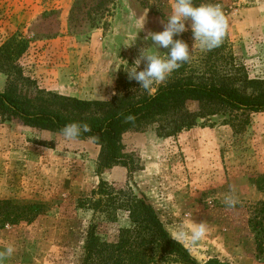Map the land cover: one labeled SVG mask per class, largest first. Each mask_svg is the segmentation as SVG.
<instances>
[{
  "label": "rangeland",
  "instance_id": "374dc122",
  "mask_svg": "<svg viewBox=\"0 0 264 264\" xmlns=\"http://www.w3.org/2000/svg\"><path fill=\"white\" fill-rule=\"evenodd\" d=\"M173 3L0 0V47L13 36L28 46L18 61L24 81H14L13 69L0 68V93L13 83L29 97L45 91L110 102L149 95L127 72L140 50L152 46L145 39L148 33L163 30ZM204 3L221 6L225 35L211 51L195 47L184 63L185 73L206 79L217 73L243 92H256L258 87L251 83L264 81V0ZM174 39L185 41L190 50L194 45L190 29ZM152 51L164 56L168 49ZM122 144L136 169L128 178L127 169L119 166L124 181L107 182L142 193L172 237L180 225L206 222L207 236L195 246L178 240L199 262L218 258L232 264H264V245L258 242L264 239L259 231L264 230V215L258 216L264 196L252 184L264 174V112L192 102L165 122L127 132ZM100 150L91 139L66 142L60 133L0 115V202L10 203L6 207L12 213L27 206L38 211L29 221L0 224V251L15 248L4 264H82L86 231L93 221L103 239H116L119 226L128 223L125 214L116 225L94 219L79 206L104 176L96 173ZM228 196L236 201L231 208L225 204Z\"/></svg>",
  "mask_w": 264,
  "mask_h": 264
},
{
  "label": "trees",
  "instance_id": "16d2710c",
  "mask_svg": "<svg viewBox=\"0 0 264 264\" xmlns=\"http://www.w3.org/2000/svg\"><path fill=\"white\" fill-rule=\"evenodd\" d=\"M174 1V0H173ZM206 0H193L195 5ZM27 42L13 36L0 47V68L14 70V81H24L18 61L27 51ZM9 90L0 93V115L16 119L21 124L54 133L69 123L89 125L91 131L79 140L91 139L100 146L96 173L98 176L116 166L127 169L128 178L135 171L134 158L124 152L123 136L142 125L169 120L180 114L188 103L231 109L237 112H264V81L252 82L258 87L246 93L232 79L217 73L210 78L194 77L185 73V65L174 71L152 95L136 101L128 97H115L110 102L87 101L51 92L38 91L33 97L24 95L11 83ZM131 117V119H129ZM264 196V174L252 180ZM10 203L0 202V224H17L37 215V208L29 206L10 212ZM79 206L93 213L95 218L118 225L120 216L126 215L127 225L118 228L116 239H103L98 224L91 222L84 241L82 264H232L218 258L199 262L190 251L174 239L166 228L159 211L142 193L132 187H121L100 178L91 196L79 201ZM258 216L264 215V202ZM6 207V208H5ZM13 209H16L14 207ZM257 216V219H258ZM264 218H260V221ZM258 226H262L260 222ZM260 232H264L259 229ZM260 246L264 245L258 238Z\"/></svg>",
  "mask_w": 264,
  "mask_h": 264
},
{
  "label": "clouds",
  "instance_id": "9594fccd",
  "mask_svg": "<svg viewBox=\"0 0 264 264\" xmlns=\"http://www.w3.org/2000/svg\"><path fill=\"white\" fill-rule=\"evenodd\" d=\"M186 22H189L187 26ZM143 26L144 21L140 25L141 30ZM226 26V18L219 4L195 5L193 0H174L171 14L164 23L163 30L149 32L145 37L152 41V46L140 50L139 57L132 64L131 71L127 72L129 80L136 81L139 88L149 95L154 94L157 91L156 86L164 83L174 71L190 60L195 47L202 51H211L219 47L223 41ZM189 29L194 40L191 50L185 41L174 39ZM153 48L168 49V52L161 56L159 52H153ZM142 63L145 66L143 70L138 71ZM90 131L89 125L72 122L60 130V135L66 142H76L82 134ZM235 203L236 201L231 196L225 198L228 208L233 207ZM190 225L189 228L184 225L174 228L172 235L176 240L195 246L206 238L209 229L204 221L200 223L190 221ZM14 252L15 248L12 245L0 251V264H4V260L11 257Z\"/></svg>",
  "mask_w": 264,
  "mask_h": 264
},
{
  "label": "crops",
  "instance_id": "0c3cea01",
  "mask_svg": "<svg viewBox=\"0 0 264 264\" xmlns=\"http://www.w3.org/2000/svg\"><path fill=\"white\" fill-rule=\"evenodd\" d=\"M108 173V174H107ZM106 175L104 174L103 178L109 182H121L125 179V171L124 168L116 166L110 172H107ZM109 175L110 179H107L106 176Z\"/></svg>",
  "mask_w": 264,
  "mask_h": 264
}]
</instances>
